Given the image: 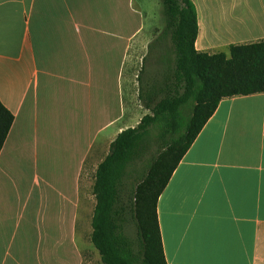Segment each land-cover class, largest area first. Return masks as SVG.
<instances>
[{
    "label": "crops",
    "instance_id": "0c3cea01",
    "mask_svg": "<svg viewBox=\"0 0 264 264\" xmlns=\"http://www.w3.org/2000/svg\"><path fill=\"white\" fill-rule=\"evenodd\" d=\"M192 1L198 51L264 40V0ZM140 18L134 0H0V264H83L92 177L132 128ZM157 213L168 264H264V93L220 102Z\"/></svg>",
    "mask_w": 264,
    "mask_h": 264
},
{
    "label": "trees",
    "instance_id": "16d2710c",
    "mask_svg": "<svg viewBox=\"0 0 264 264\" xmlns=\"http://www.w3.org/2000/svg\"><path fill=\"white\" fill-rule=\"evenodd\" d=\"M163 6L175 47L178 82L175 95L153 109L152 116L117 137L97 169L92 242L104 264H168L157 213L159 197L223 99L264 93V40L232 45L229 55L200 52L195 46L199 25L193 1L163 0ZM189 105L191 115L186 116L182 108ZM13 123V114L0 101V153ZM153 124L173 139L132 191L134 196L124 195L120 176L125 162L134 142ZM129 221L137 229L138 245L123 233Z\"/></svg>",
    "mask_w": 264,
    "mask_h": 264
},
{
    "label": "rangeland",
    "instance_id": "374dc122",
    "mask_svg": "<svg viewBox=\"0 0 264 264\" xmlns=\"http://www.w3.org/2000/svg\"><path fill=\"white\" fill-rule=\"evenodd\" d=\"M134 6L141 15L140 22L144 31L135 41L132 58L125 70V80L127 78L128 85L133 83L134 90V98L128 100L134 107L132 117L128 118L131 120L130 125L132 124V128L129 129L138 128L142 119L147 115L152 116L153 109L156 107L158 109L164 99L173 97L178 82L175 47L172 32L168 28L163 0H134ZM226 53L229 55V51ZM140 106L142 111L139 110ZM182 111L184 115L189 116L192 106L184 107ZM172 139V134L165 137L162 135L161 126L158 124L145 128L140 138L134 142L133 152L128 155L120 176L124 195L134 196L136 187L147 178L154 162L166 150ZM110 151L111 147L109 154ZM101 156L104 157L105 153ZM93 176L95 184L96 175ZM93 217L89 213L86 215L87 228L84 231L85 243L82 246L83 264H104L92 242ZM133 225L132 221L125 223L123 233L138 245L137 229ZM134 249L138 252V248Z\"/></svg>",
    "mask_w": 264,
    "mask_h": 264
}]
</instances>
